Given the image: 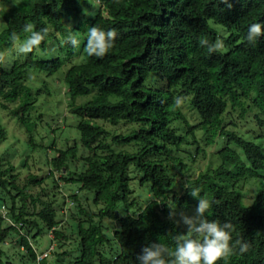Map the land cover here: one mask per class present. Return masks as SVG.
I'll list each match as a JSON object with an SVG mask.
<instances>
[{"label":"trees","instance_id":"obj_1","mask_svg":"<svg viewBox=\"0 0 264 264\" xmlns=\"http://www.w3.org/2000/svg\"><path fill=\"white\" fill-rule=\"evenodd\" d=\"M96 1L0 0V52L22 45L28 23L48 29L25 57L0 61V110L18 123L31 150L52 154L46 169L39 168L41 175L46 171L42 177L28 174L22 181L0 157V264H12L16 255L20 262L48 264L30 242L44 232L57 249L66 241L71 246L52 251V264H138L142 249L154 243L174 251L175 237L187 230L170 210L197 208L193 188L213 200L205 218L231 223V243L248 245L242 254L237 245L217 264H264V35L256 43L245 39L252 23L264 24V0H228L230 9L219 0ZM91 26L118 33L103 57L86 52ZM13 33L19 39L12 40ZM218 39L224 47L213 53L201 43ZM61 72L65 93L59 94L67 97L75 139L46 123L45 130H59L60 139L72 144L56 147L52 136L50 144L35 145L41 115L31 117L33 96L51 93L44 82L27 85L26 76L47 79ZM181 104L196 114V124ZM230 113L248 122L251 133L230 129L236 128L226 123ZM106 124L129 128L110 132ZM5 138L0 123V142ZM217 139L224 143L215 152L216 165L209 162L182 183L185 161L204 158L205 146ZM62 170L58 183L54 172ZM46 179L52 189L61 182L70 190L68 209L62 208L64 191L59 199L49 195ZM249 180L255 191L245 204L241 187Z\"/></svg>","mask_w":264,"mask_h":264},{"label":"rangeland","instance_id":"obj_2","mask_svg":"<svg viewBox=\"0 0 264 264\" xmlns=\"http://www.w3.org/2000/svg\"><path fill=\"white\" fill-rule=\"evenodd\" d=\"M94 4H97L96 0H92ZM91 12L95 10V8H89ZM1 26V24H0ZM214 28L218 29V31H221V27L213 26ZM2 29V26L0 27V30ZM21 46V45H20ZM16 44H14L11 48H8L4 51L5 56L4 60L7 59L8 57V62L11 61L13 58H16L19 56V58L25 57L26 54L21 55V52H19V47ZM65 68V67H64ZM63 68V69H64ZM63 73L65 72L62 71ZM61 73L59 75H54L51 76L50 78H44L43 76L36 75L29 73L28 76H26L25 82L29 86L35 87H40L41 83H45L46 89L48 90V93L50 94L48 97L46 94H40L33 98L37 101V108L36 111L30 112L31 117H34L35 114H40V122L37 124L35 131L33 132V140L35 139V142L33 144H40L42 143L43 145H48L51 142L52 136L55 138V146L59 148H66L69 145L72 144L71 141L72 139H75V130L70 129L73 126V121H72V116L69 110L67 109V102L66 99L67 97L64 96V100L61 99L60 94L65 93V90L63 88V85L61 84ZM58 79V81H56ZM54 81V82H53ZM44 93V92H43ZM60 93V94H59ZM9 108L12 107V105H8ZM181 111L185 114L186 118L188 121L192 124H196L198 122V117L196 114L191 111L190 109L187 108L186 105L181 104ZM34 120V119H32ZM228 121H231L236 124V128H233L231 125L230 129H235L239 133H251V126L249 125L248 122L242 123L239 121L238 116L236 113H230L227 118H226V123ZM250 121V120H249ZM0 123L3 126L5 130V140L0 142V157L2 155H5L4 158L7 162H9L11 165L15 167V173L18 174L19 180H25L26 176L28 174H34L38 178L42 177L45 174V170L42 172V175L39 172V168L46 169V160L51 157L50 152H46V154L42 153L41 151H36V150H31L29 146L26 145L25 140L26 136L23 132V130L19 127L18 123L11 117L8 116L7 110L3 111L0 110ZM48 123L52 129H55L56 127L62 128L65 132L68 131L67 137L69 138L68 142H63L60 137H59V130H55V132H50V130H45V124ZM106 128L110 132H117V133H125L128 130V126H123L119 125L117 127H111L108 124L105 125ZM48 134V135H47ZM255 135V133H253ZM196 137H200V133L196 132L195 133ZM245 135V134H243ZM248 138L251 137L250 134H246ZM40 138H43V141L41 142ZM200 145H203L202 140H198ZM224 141L222 139H217L216 144L212 146H205V152L206 156L204 158H199L196 159L194 162L190 163L185 161V163L188 165L189 169L188 171H185L183 173L179 174V177H182L180 180L182 183L187 178H192L195 177V175L206 169L208 166V163L211 162L213 166L216 165V155L215 152L220 148L219 146H222ZM264 145V141L262 142ZM121 148V147H115V149ZM5 163V162H4ZM59 175H56V181L59 183L61 179L57 178ZM49 185L48 189V194L49 195H54L56 199H59L63 194H61V191H64L66 194V199L64 200V203L62 204V208L64 207L65 210L68 209L69 206V200L68 196L71 194L70 190L66 191L64 188L60 186V184H53L56 189H52L50 185L49 179H46L43 183L42 186ZM58 185V186H57ZM177 192L180 194L182 189L177 187L176 188ZM34 192L37 191L33 190ZM255 191V186L253 185L252 180H249V182L243 183L241 187V192L244 193V202L245 204H249L251 202V197L253 196V192ZM141 191H137V194L139 195ZM141 194V193H140ZM59 209V212L63 209ZM196 210V206H192L190 210L188 211H182L180 208L175 209L174 211L170 210V216L175 220V222H178L180 219V213H184L188 216H193ZM176 215V216H175ZM181 227L187 230V227L181 222L177 223ZM68 235V233H67ZM50 234L48 235L47 232H44L42 235L37 237L35 240H30L32 246L36 248L38 253H43L45 252L47 255V259L49 260L48 264H52V260L54 258V255L52 254V251H56L57 247V242L54 240L53 243H50ZM68 237V236H67ZM70 237V236H69ZM53 238V236H52ZM9 247V245H8ZM71 246H69L68 242L63 244L62 247L57 249V252H62L64 249H70ZM12 252V251H11ZM18 251L16 252V254ZM44 255V254H43ZM17 255L11 259L12 264H34L31 262H20L17 259Z\"/></svg>","mask_w":264,"mask_h":264},{"label":"clouds","instance_id":"obj_3","mask_svg":"<svg viewBox=\"0 0 264 264\" xmlns=\"http://www.w3.org/2000/svg\"><path fill=\"white\" fill-rule=\"evenodd\" d=\"M230 9L232 4L228 0H219ZM24 32L30 33L28 38L19 47V52L30 53L34 47H38L47 35L48 29L35 30L33 23H28L23 28ZM118 33L115 29L103 30L96 26L88 28L86 52L89 56L103 57L109 49L114 46V41ZM264 35V24L252 23L247 30L245 37L249 43H256L258 38ZM12 40L19 39L16 33L12 34ZM73 46H78L79 41L74 37L69 38ZM202 45L207 46L208 52L213 53L224 47L223 40H217L215 43H209L207 40L201 41ZM5 53L0 52V61L4 59ZM36 96V95H35ZM179 102V101H178ZM62 171L54 172V179H61ZM200 189L193 188L190 195L198 199V205L193 216L180 213V219L177 223H183L187 227V233L175 237L176 247L172 251L165 244L154 243L142 249L141 255L137 257L138 264H217V261L229 256L235 252L239 245L240 253L247 251L248 245L232 241V232L234 227L231 223H221L219 220H208L205 213L211 208L213 200L200 196ZM2 213L3 207L1 208ZM44 254V255H43ZM45 252L41 257H47Z\"/></svg>","mask_w":264,"mask_h":264}]
</instances>
